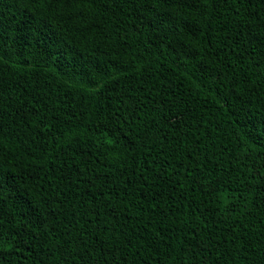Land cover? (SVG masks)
Returning a JSON list of instances; mask_svg holds the SVG:
<instances>
[{
	"label": "trees",
	"instance_id": "1",
	"mask_svg": "<svg viewBox=\"0 0 264 264\" xmlns=\"http://www.w3.org/2000/svg\"><path fill=\"white\" fill-rule=\"evenodd\" d=\"M0 264H264V0H0Z\"/></svg>",
	"mask_w": 264,
	"mask_h": 264
},
{
	"label": "snow or ice",
	"instance_id": "2",
	"mask_svg": "<svg viewBox=\"0 0 264 264\" xmlns=\"http://www.w3.org/2000/svg\"><path fill=\"white\" fill-rule=\"evenodd\" d=\"M50 2H51V0H41V5L43 6V4L50 3Z\"/></svg>",
	"mask_w": 264,
	"mask_h": 264
}]
</instances>
